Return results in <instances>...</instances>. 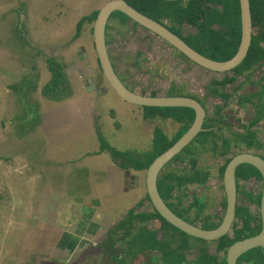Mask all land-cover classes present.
<instances>
[{
    "label": "crops",
    "instance_id": "1",
    "mask_svg": "<svg viewBox=\"0 0 264 264\" xmlns=\"http://www.w3.org/2000/svg\"><path fill=\"white\" fill-rule=\"evenodd\" d=\"M108 1L110 0H76L77 3L73 4L72 7L69 6L65 8L68 4L63 0L58 3L61 4V7L58 6L55 8L53 12L55 18L49 20V22L55 23L59 34H62V32H72V38L75 41L78 40L77 44L71 45L58 52L60 58L57 56V58H59L57 62L63 67L66 79L59 90L49 93L43 92L44 82L47 78L50 79L51 77L45 72V64L49 57L46 58V62L44 60V64L41 59L40 65L39 63L37 65L34 64L36 60H32L33 68L24 70V76H28L26 78L30 81L28 84L32 83L34 85V88L30 89V92L37 93L35 102L36 106L39 108V115L41 118L39 124L35 126L34 129L30 130L29 133L33 132V130H37L38 135L35 139L41 136V151H50L49 155H45L42 152L39 154L36 153L35 155L33 154L34 156L32 155V159L28 161V164L29 166H34L36 174L49 173L48 179L44 178L43 181L47 183L45 185L46 194L44 196L45 199H48L46 200V206L50 212L58 215L64 214L66 216V219L63 220L66 222H61L58 226H56V222L58 221H56L55 224L50 223L51 228H58L61 233V237L56 239L57 243L56 241H53V243L58 245L60 241V245L67 249L65 252L67 259H64V262L67 264H74V262L80 264L83 260L86 261L89 259L90 256L91 260L93 258L98 264H119L121 259H124L126 264H163V251L158 250L156 247L143 250L134 259L130 257L133 245L135 246L136 243L133 242L134 238L132 237L137 236L139 232L145 233L148 231L151 233L155 231L158 227V219L154 218L142 222L136 221L134 224L130 223L127 227L120 229L118 232H114L118 224L126 219L133 210L135 214L147 211L151 212L153 211V205L147 198L146 170L123 167L121 165V160L114 159L107 151H101L99 134L101 133L105 138L107 137L103 130V114L109 121L115 120L117 122H120L118 116L121 113L133 116L134 121H136L139 126H143L141 133L144 134L145 139H152V141L154 131L158 126L166 131L163 126L158 124V121L164 122L168 120L171 123L176 122L171 118L163 119L157 117L155 119H146L144 118V109L142 106L129 103L121 97L123 103H119L117 99L116 105H110L108 109L101 108L103 99L112 98L113 95L110 92V88L112 87H110L108 82H101V80L95 79L94 72H90V67L96 71L98 66V56L94 45V21H85L81 27L79 36L75 37V34L77 24L81 18L99 10ZM62 8H65V10H62ZM68 17L76 22L75 30L73 29L74 25L70 28H64V23L61 21L62 19H68ZM58 24H60L62 29L57 26ZM109 24L111 27L110 30L112 31L110 33L115 35L114 37L116 38L118 35L117 31L121 33L124 26L119 25L120 21L118 18H115ZM125 26L134 27L136 23L133 20H129ZM140 27L144 28L141 25ZM148 32H150L152 38L155 40L158 39L156 34L151 31ZM83 34H85L86 37H82ZM164 50L166 52H162L164 56L165 53L167 54V60L165 66L162 68V72H168L165 74L168 77L164 80L159 79L158 84L153 78L152 85H155L151 90L157 89L159 91L158 95H167L170 86L175 84L180 92L196 96L195 98L205 107L207 111L206 116L215 115L217 107L223 106L224 102L221 97L212 95L208 90V86L213 78H223L225 72L206 69L192 60L186 59L175 49H172L170 45L166 44ZM7 54L13 56L11 51L7 52ZM164 56L161 57L164 58ZM41 68L44 70L43 72H41ZM198 68L202 69L204 75H206L204 80H198L197 72L198 70L200 71ZM30 69H32L30 74H27ZM84 70L88 71V75L84 74ZM170 74L175 78L169 77ZM89 78H94V83L96 85V87H92L90 90L87 89V87L91 85L89 83ZM31 79L33 80L32 82ZM254 79L255 81L264 79V61L257 67ZM244 80L245 76H242L239 78L238 83ZM262 82L264 83V80L260 82V85ZM8 85L9 87L15 85L19 87L18 89L20 91H23L21 90V84L17 81ZM164 86L168 87L164 92H161ZM233 87L234 84L228 87V90H231ZM257 88H259L257 84L252 85L250 81H246L242 88L244 90L243 93L242 89H239L232 95L227 108L224 110V112L227 113V115L224 116L227 121H233L232 118L228 116V111L239 109L237 105L238 95H247L248 92ZM11 89L13 91H19L13 88ZM112 102L115 103V100ZM134 105L138 107H134ZM105 110H107V114ZM237 115L244 117L248 121L252 120L256 115V108L252 104H246V106L239 109ZM117 122V126H114L115 131H119V123ZM150 123H153L152 127ZM255 128L258 131V138L261 143H264V119L261 120ZM232 129L235 132H241V128L239 127L234 126ZM141 133H135L134 137L136 138H134V140L142 143V140L145 139L141 136ZM219 134L223 135V137H231V133L225 127ZM90 142H92L91 145H93L92 150L83 148V150L86 151L84 154L79 155V153H77L75 155L74 153L73 155V152L77 151L79 144H81V146H88ZM198 143L197 147L199 152L197 156L199 158V165L206 167L209 171V178L206 185L199 186L198 184H191L189 188L195 189L198 187L197 191L203 193V197L208 199H205L208 202L206 211L213 214L211 221H218L219 216H222V221L227 207V198L226 207H224L222 203L224 197H226V193L223 178H220L219 175L221 166L225 163V159L221 155L214 158L215 155L211 149V142L204 146ZM114 147L117 148V146ZM130 148L132 149L128 150ZM118 149L134 153L144 152L141 146L137 144H133L132 146L127 139L118 146ZM54 150L59 151V153H57V151L54 152ZM242 151H251L264 158V144L262 147H253L251 149L244 148ZM168 165L169 162L163 169L168 170ZM171 166L181 170L189 169L188 161H177L171 164ZM49 170H51V172ZM240 174L243 175L244 172L242 171ZM240 174H238L237 170L236 183L238 198L236 211L237 208H245L256 213L260 210V206L258 209L253 199L259 194L262 195V177L253 175L251 178ZM33 175L32 173V176ZM182 193H184V191L181 190L177 194L182 195ZM191 197L192 196L188 198L182 197V199L187 203L191 201ZM59 199L68 203V209H62V211L58 209L59 204L57 201H59ZM96 200H99V202L96 203ZM71 215L72 221L68 217ZM236 223L242 225V219L239 217L236 218V221L232 224V227L227 233L230 237L234 235V225ZM197 224L202 226V223L199 221ZM127 230L130 232L129 235L125 233ZM171 233L172 232L166 237V233L159 230L155 233V239H159L160 242L162 241L161 244L163 245L165 241L168 240ZM172 234L173 236H170L168 244L175 248L176 253H184L190 260L199 256L201 249H207V252L211 254L217 253L219 239L200 240L198 237L193 236L189 238V243L180 248L181 244H185V241L182 239L181 234ZM147 237L149 236L147 235ZM75 255L76 257H74ZM100 256H103V258L101 259ZM153 256L159 257V260L153 262L151 260ZM222 257H224V254L221 252L219 253V259Z\"/></svg>",
    "mask_w": 264,
    "mask_h": 264
},
{
    "label": "trees",
    "instance_id": "2",
    "mask_svg": "<svg viewBox=\"0 0 264 264\" xmlns=\"http://www.w3.org/2000/svg\"><path fill=\"white\" fill-rule=\"evenodd\" d=\"M131 6L150 18L162 23L168 27L172 32L182 38L189 46L194 48L202 55L217 61H226L231 59L238 51L242 38V21H241V5L240 0H126ZM250 9L252 16L253 34L251 45L244 60L231 71L225 72V76L221 79L213 78L208 86V90L214 96H219L223 99V106L217 107L215 115L206 116L203 127L195 138L175 157L171 159L168 165V170L162 169L158 178V189L162 198L166 201L167 205L179 216L187 221L197 224L202 223L205 229L216 228L221 223L222 216H219L218 221H211L213 214L208 213V202L203 197V193L197 191V188H189L191 184H198L199 186L208 183L209 172L206 171L203 165H199V158L197 156L199 149L192 147L193 143L206 145L211 142V149L216 156L221 155L225 159V163L221 166L220 178H223L224 171L227 163L231 158L241 152L244 148L251 149L253 147H262L258 138V131L255 128L257 124L264 119V83L260 85L259 81H255L254 74L259 64L264 61V0H250ZM99 10L92 12L90 15L83 16L77 24L75 37L79 36L81 27L85 21H95ZM120 18L119 21L125 26L131 18L122 11H115L111 14V18ZM135 22V21H134ZM138 24L137 22H135ZM139 25V24H138ZM110 24L106 26V42L108 45L117 42V39L110 33ZM180 55L190 60L187 56L175 49ZM112 63L121 80L133 89L140 87V92L146 94V82H142L138 75H130L129 67L134 65L141 66L142 60H145L144 52L138 51L136 57H129L127 60L121 56H112ZM49 69L52 71V84L53 88L48 89L47 86L43 89L44 93L55 91L64 84L65 76L63 67L52 58ZM125 63V64H123ZM99 65V62H98ZM245 76V80L238 83L240 77ZM50 81V82H51ZM246 81L251 84H257L259 88L254 89L247 93V95H238L237 105L240 108L246 104H252L256 108V115L252 120H247L244 117L238 116L239 109L229 110L228 116L233 121H227L224 110L227 108L230 99L234 93L242 89ZM50 84V83H49ZM234 84L231 90H228ZM150 88L154 87L152 82L148 84ZM18 90L15 85L10 86ZM242 89V93H243ZM247 92V90H246ZM152 96L159 94L157 89H152L150 93ZM185 95L193 96L192 94H185L179 91V88L173 84L170 86L167 95ZM245 104V105H244ZM32 107V106H31ZM35 110L27 111V115L20 118L21 121L27 124L25 128L28 131L32 130L41 121L39 115V108L34 104ZM144 109V118L155 119L157 117L173 119L177 125L174 133L169 134L161 127H157L154 131L153 141L151 148L145 152L134 153L131 151L120 150L111 145L103 136L99 134L101 140V151H108L114 159L121 160L123 167H133L137 170H147L154 159L161 153L170 148L191 126L195 120V110L191 107H157V106H142ZM17 122H20L19 120ZM5 124V121H3ZM241 128V132H235L233 127ZM228 129L231 137H223L219 133L223 128ZM27 131V132H28ZM233 149V150H232ZM177 161H188L189 169H176L171 164ZM238 174L242 171L243 175L248 177L247 170L254 173L257 177H262L260 171L249 163L241 164L238 167ZM237 172V171H236ZM184 191L182 195L177 194L179 191ZM192 196L190 202H184L182 197L188 198ZM262 195L255 196V203L260 206ZM149 199V196H147ZM223 206L226 207V197L223 200ZM153 207V206H152ZM246 210V211H245ZM236 216L242 219V225H234V236L230 237L225 234L218 240L217 253L211 254L207 249H201L199 258L193 263L189 260L184 253H176L169 243L172 233L181 234L182 239L185 241L187 237H193L181 231L178 227L167 221L159 212L153 207V211L135 214L133 210L130 215L121 221L114 232L127 227V225L134 224L136 221H147L149 219H158V227L147 237V241L139 242L138 237L134 236L133 242L135 243V250L131 252L130 257L134 259L140 252L145 249H153L156 244H161L159 239H155V233L163 230L166 237L172 232L165 241V249L163 250L164 261L163 264H227L226 252L228 247L235 241L244 239L260 232L262 222L260 210L253 213L249 209L237 208ZM129 229V227H128ZM129 235L128 230L125 232ZM164 235V236H165ZM147 236V235H145ZM200 240H204L198 238ZM155 245V246H154ZM185 244H181L182 248ZM133 245V247H135ZM255 254L248 258L241 255L237 264H264V248L255 247L251 249ZM223 253L224 257L219 259V253ZM199 260V261H198ZM54 263V261H51ZM119 264H126L124 259H121Z\"/></svg>",
    "mask_w": 264,
    "mask_h": 264
},
{
    "label": "rangeland",
    "instance_id": "3",
    "mask_svg": "<svg viewBox=\"0 0 264 264\" xmlns=\"http://www.w3.org/2000/svg\"><path fill=\"white\" fill-rule=\"evenodd\" d=\"M60 1L63 0H0V264H67L64 262V259H67L65 255L67 249L60 245V241L58 245L53 243V241L61 237L60 230L58 228L53 229L50 225V223L55 224L56 221H58L56 222V226L60 225L61 222H66L63 221L66 219V216L64 214H54L46 206V200L48 199H45L44 196L46 194L45 185L47 183L43 181L44 178L48 179L49 173L36 174L34 166H29L28 164L33 154L42 152L45 155H49L50 151H41V136L38 137L40 141L35 139L38 135L37 130L29 133L28 129L25 128L27 124L20 120V118L27 115V111H31L32 108L35 110L33 106L34 104L36 105L35 100L37 99V93L30 92V89L34 88V85L32 83L28 84L30 81L26 78L28 76H24V70L33 68L32 60L37 61V63L36 61L34 62L36 65L38 63L40 65L41 59L44 64V60L46 62V58L48 57L49 59L52 58L58 61L60 58L58 55L59 51L78 43V40L75 41L72 38V32H62V34H59L55 23L49 22V20L55 18L53 13L55 8L58 6L61 7V4H58ZM64 1L68 4L65 8L72 7L73 4L77 3L76 0ZM65 8H62V10H65ZM114 19V17L111 18L109 23ZM61 22L64 23V28H70L74 25L73 29H76V22L72 18L62 19ZM119 25L121 26L123 24L120 22ZM57 26L61 28L60 24ZM109 31L112 32L110 29ZM121 31V33L117 31V42L108 45L113 56L127 57V60H130L128 58L133 55L134 51L142 49L144 56L148 59L147 63L144 62L147 66V70L145 69L144 72L148 74L141 77L138 75V79H149L150 74L154 73V77L151 76V79L154 78L158 84L159 79L164 80L167 78L168 76L165 74L168 72H162V68L165 66L167 60V54L165 53L164 56L163 53L166 52L164 50L166 43L161 42L160 38H156L157 40L152 38L150 32H148L149 30L141 28L138 24L134 27L124 26ZM82 37H86V35L83 34ZM10 51L13 53V56L7 54ZM161 56H164V58ZM50 62L47 61L45 64V72L51 76L50 79L46 77L47 79L44 82V88L47 86L48 89L53 88L51 81L53 73L49 69ZM31 70L26 73L30 74ZM43 71L42 69L41 72ZM129 71H131V67H129ZM139 71L134 68L131 72L137 75ZM83 72L85 75H88L87 70ZM100 77L101 82H107L105 78ZM169 77L175 78L171 74ZM205 77L206 75H204L202 69L200 71L198 70V80H204ZM14 81L21 84V90L26 93L19 89V91H13L8 84ZM144 81L148 87L146 92L149 94L151 90L148 85L149 82ZM167 87L164 86L161 92H164ZM135 89L140 91V87L138 86ZM56 90H59V88ZM110 92L113 97H109L108 99L104 98L101 104L102 107L100 105L101 108L108 109L110 105H116L118 100L119 103H123V100L112 88H110ZM114 100L115 103L112 102ZM134 107L138 106L134 105ZM105 111L107 114V110ZM102 118L104 123L103 130L107 135L105 139L111 145L117 146L118 148L127 139L132 146L133 144L141 146L144 152L148 148H151L152 139H145L144 134L141 133L143 126H139L134 121L133 116L121 113L118 116L120 122L115 120L109 121L104 114ZM18 120L20 122H17ZM3 121H5V124H3ZM116 122L119 123V131H115V127L117 126ZM152 124L150 123L151 127ZM158 124L163 126L169 133L177 129V124L171 123L168 120L164 122L158 121ZM138 132L145 139L142 140V143L134 140L136 138L134 135L135 133L138 134ZM99 141L101 143V140ZM91 144L92 142L88 146H81L79 144L77 151H74L73 155L74 153L75 155L77 153L79 155L84 154L86 151L83 148L92 150L93 145ZM192 147H197V143H193ZM56 151L54 150V152ZM49 171L51 172V170ZM206 171L208 170L206 169ZM31 172L34 174L33 176ZM247 173L248 177L251 178L254 175L253 171L250 173V170H247ZM203 199L205 201L206 197ZM57 202L59 204L58 209H61V211L62 209H68V203L66 201L59 199ZM95 202L98 203L99 200ZM68 217L72 221V215ZM138 235H140L138 237L139 242L147 241V236L145 235L150 236L148 232H139ZM189 238H185L186 244L189 243ZM155 247L161 251L165 249V245L159 243ZM254 254V251L249 250L243 255L250 258ZM100 258L102 259L103 256H100ZM198 258L199 256L191 259V262L193 263ZM151 260L157 262L159 257L153 256ZM51 261H54V263H51ZM92 263L98 264L93 258L91 260L90 256L86 261L83 260L80 262V264ZM74 264L79 263L74 262Z\"/></svg>",
    "mask_w": 264,
    "mask_h": 264
},
{
    "label": "water",
    "instance_id": "4",
    "mask_svg": "<svg viewBox=\"0 0 264 264\" xmlns=\"http://www.w3.org/2000/svg\"><path fill=\"white\" fill-rule=\"evenodd\" d=\"M240 5L242 38L237 53L231 59L226 61H217L202 55L189 46L168 27L143 14L126 2V0L108 1L99 9L98 15L94 21V45L98 56L99 66L103 72L105 80L119 97L129 103L140 106L191 107L196 113L195 120L189 129L170 148L157 156L146 170V183L149 200L157 212H159L171 224L191 236L206 240H218L220 237L228 233L232 224L236 221L235 212L238 198L236 183L237 168L241 164L249 163L260 171L263 182L260 202L261 230L256 235L237 240L231 244L226 252L227 264H237L239 256L252 248L259 246L264 248V158L251 151H242L234 155L227 163L223 175L227 207L223 220L216 228H202L201 225L191 223L176 214L167 205L159 192L158 177L161 170L168 164V162L179 154L195 138V136L204 129L203 123L207 111L203 104L194 97L184 95L152 96L151 94H143L136 89H131L126 86L118 76L115 67L112 64L108 44L106 42V26L113 12L122 11L127 14L131 20L152 31L196 64L209 70L226 72L231 71L244 60L251 45L252 34L254 31L252 26L250 0H240ZM90 72H94L92 67H90ZM89 83L91 85L87 87L88 90L92 87H96L94 78H89Z\"/></svg>",
    "mask_w": 264,
    "mask_h": 264
},
{
    "label": "flooded vegetation",
    "instance_id": "5",
    "mask_svg": "<svg viewBox=\"0 0 264 264\" xmlns=\"http://www.w3.org/2000/svg\"><path fill=\"white\" fill-rule=\"evenodd\" d=\"M145 28V27H144ZM146 29V28H145ZM148 30V29H147ZM150 31V30H149ZM152 32V31H151ZM158 38H160L159 36H157ZM161 39V42H164V43H166L167 45H170L169 43H167L165 40H163L162 38H160ZM170 47L172 48V49H175V48H173L171 45H170ZM109 48V47H108ZM138 51H142V52H144L142 49H139V50H136V51H134V53H133V55H131V56H129V57H136V55H137V52ZM109 53H110V58L113 56V54L111 53V50H110V48H109ZM111 61H112V59H111ZM141 61H142V65L141 66H137V65H134V66H132L131 67V71H133L134 70V68H136V69H138V70H140L139 72H138V74L137 75H140L139 77H141V76H145L146 74H148V73H145L144 72V70L146 69L147 70V66H146V63L148 62V59L146 58L145 60H142L141 59ZM144 62H146L145 64H144ZM113 64V63H112ZM123 64H125V63H123ZM126 65V64H125ZM158 70H160V69H158ZM131 71H129V73H130V75L132 76V75H134ZM157 71V70H156ZM157 73V72H156ZM94 78L95 79H98V80H100V76H102L103 78H104V75H103V72H102V70L100 69V66L98 65L97 66V70L96 71H94ZM154 75V73H151L150 74V77H148L149 79H147V78H142L141 79V81H143V82H145L144 80H146V81H148V82H152V77L151 76H153ZM154 77V76H153ZM176 82V81H175ZM153 83V82H152ZM133 89H135V88H133ZM237 218V217H236ZM161 231H163V230H161ZM234 236V235H233Z\"/></svg>",
    "mask_w": 264,
    "mask_h": 264
}]
</instances>
